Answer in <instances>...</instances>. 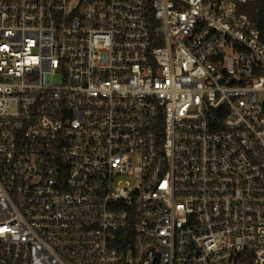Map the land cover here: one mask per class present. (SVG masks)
I'll list each match as a JSON object with an SVG mask.
<instances>
[{"label":"built area","instance_id":"2783aa9c","mask_svg":"<svg viewBox=\"0 0 264 264\" xmlns=\"http://www.w3.org/2000/svg\"><path fill=\"white\" fill-rule=\"evenodd\" d=\"M250 1L0 0V264H264Z\"/></svg>","mask_w":264,"mask_h":264},{"label":"trees","instance_id":"16d2710c","mask_svg":"<svg viewBox=\"0 0 264 264\" xmlns=\"http://www.w3.org/2000/svg\"><path fill=\"white\" fill-rule=\"evenodd\" d=\"M242 10L247 12L251 18L257 19L259 25L264 24V0H251L243 6Z\"/></svg>","mask_w":264,"mask_h":264}]
</instances>
